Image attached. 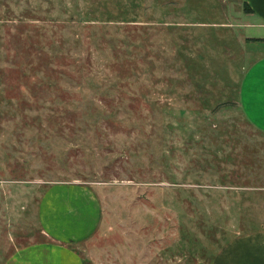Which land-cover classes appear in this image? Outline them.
I'll return each instance as SVG.
<instances>
[{
  "label": "rangeland",
  "instance_id": "rangeland-1",
  "mask_svg": "<svg viewBox=\"0 0 264 264\" xmlns=\"http://www.w3.org/2000/svg\"><path fill=\"white\" fill-rule=\"evenodd\" d=\"M246 11L0 0V263L13 238L46 239L36 204L50 183L86 184L100 204L75 245L88 264H210L217 227L263 222L242 203L260 194L217 186L264 182V135L237 100L262 47L248 36L264 35Z\"/></svg>",
  "mask_w": 264,
  "mask_h": 264
},
{
  "label": "crops",
  "instance_id": "crops-1",
  "mask_svg": "<svg viewBox=\"0 0 264 264\" xmlns=\"http://www.w3.org/2000/svg\"><path fill=\"white\" fill-rule=\"evenodd\" d=\"M242 1L249 7L247 17L252 19L247 25L264 32V0ZM248 38L247 42L253 39L262 47L248 52L256 57L243 72L237 100L249 124L264 135V35ZM217 186L225 189L226 194L230 188H236L235 193L243 191L244 195L260 194L258 202L249 197L242 203L244 207L249 204L253 210L258 208V214L252 218H264V182L253 181L236 187L230 184ZM38 199V229L46 239L19 243L13 238L14 242L3 245L0 264H88L75 245L90 237L100 222V204L91 189L78 182L50 183ZM235 216L226 214V218ZM216 231V240L221 243L216 246L210 264H264V219L245 230L219 226Z\"/></svg>",
  "mask_w": 264,
  "mask_h": 264
},
{
  "label": "trees",
  "instance_id": "trees-1",
  "mask_svg": "<svg viewBox=\"0 0 264 264\" xmlns=\"http://www.w3.org/2000/svg\"><path fill=\"white\" fill-rule=\"evenodd\" d=\"M244 6L246 7V9H249V7L244 3Z\"/></svg>",
  "mask_w": 264,
  "mask_h": 264
}]
</instances>
